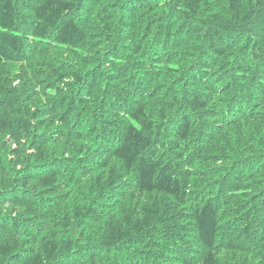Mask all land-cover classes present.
<instances>
[{"label":"trees","instance_id":"1","mask_svg":"<svg viewBox=\"0 0 264 264\" xmlns=\"http://www.w3.org/2000/svg\"><path fill=\"white\" fill-rule=\"evenodd\" d=\"M263 101L264 0H0V264H264Z\"/></svg>","mask_w":264,"mask_h":264},{"label":"rangeland","instance_id":"2","mask_svg":"<svg viewBox=\"0 0 264 264\" xmlns=\"http://www.w3.org/2000/svg\"><path fill=\"white\" fill-rule=\"evenodd\" d=\"M41 44H43V43H41ZM50 46L51 45L44 46L46 48V51L45 50H42L40 48H37V51H35V54L34 55H31L30 59L27 62V64L29 65L30 68L33 65V63H35V65L38 64V63H40L39 66H38V67H40L41 65H44V61L43 60L54 61V60H56L59 57V53L57 52L58 51L57 50L58 46H52V47H50ZM43 58H45V59H43ZM3 67H5V69L7 70L8 74L11 73L12 75H14L19 70L20 65L9 62V63L5 64ZM258 110L264 112V101L260 104V108ZM13 145L14 146L15 145L16 146H19L17 142L15 144L13 142ZM125 178L126 179L124 180V182L122 184H118L116 186L117 189H123L124 187L127 188V187H130L131 186V182H129L128 177H125ZM253 192L254 191H249L248 193L249 194H252ZM103 193H104L105 196L108 197V200L109 199H112V198L109 197V195H111L110 190H107L106 192L104 191ZM113 200L116 201L115 199H113ZM263 213H264V210H263ZM192 239H193V237L190 235L189 236V241L192 242ZM191 242L189 243V245H192V247H194L193 245H198V246L202 247V244L199 243V242H196L195 244H193ZM196 251H199V248L194 247V249H192V250H187V252H191L190 254H192L194 258H196V256H194V253ZM257 253H259V252H257ZM221 254L223 256L222 258L224 259V261H222V263H220V264H227V262H226L225 259H229V258L226 256V250H222Z\"/></svg>","mask_w":264,"mask_h":264}]
</instances>
